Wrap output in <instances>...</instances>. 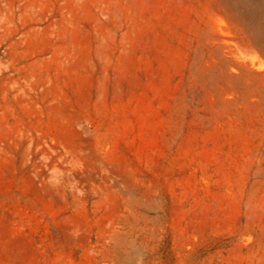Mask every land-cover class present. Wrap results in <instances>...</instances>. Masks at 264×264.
Instances as JSON below:
<instances>
[{"label": "rangeland", "instance_id": "374dc122", "mask_svg": "<svg viewBox=\"0 0 264 264\" xmlns=\"http://www.w3.org/2000/svg\"><path fill=\"white\" fill-rule=\"evenodd\" d=\"M0 264H264V0H0Z\"/></svg>", "mask_w": 264, "mask_h": 264}, {"label": "bare ground", "instance_id": "6f19581e", "mask_svg": "<svg viewBox=\"0 0 264 264\" xmlns=\"http://www.w3.org/2000/svg\"><path fill=\"white\" fill-rule=\"evenodd\" d=\"M248 5V4H247ZM250 8H251V6H250ZM260 16V15H259ZM258 18V17H257Z\"/></svg>", "mask_w": 264, "mask_h": 264}]
</instances>
